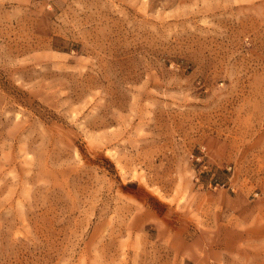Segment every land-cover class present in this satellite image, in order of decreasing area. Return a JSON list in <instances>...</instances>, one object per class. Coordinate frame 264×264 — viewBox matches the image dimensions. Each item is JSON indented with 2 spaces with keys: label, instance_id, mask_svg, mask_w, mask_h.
Wrapping results in <instances>:
<instances>
[{
  "label": "rangeland",
  "instance_id": "374dc122",
  "mask_svg": "<svg viewBox=\"0 0 264 264\" xmlns=\"http://www.w3.org/2000/svg\"><path fill=\"white\" fill-rule=\"evenodd\" d=\"M0 264H264V0H0Z\"/></svg>",
  "mask_w": 264,
  "mask_h": 264
}]
</instances>
